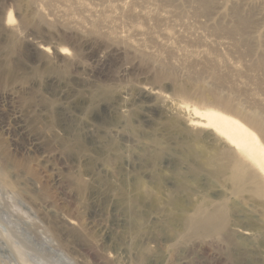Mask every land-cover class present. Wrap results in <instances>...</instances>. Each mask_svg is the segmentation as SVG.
I'll return each mask as SVG.
<instances>
[{"label":"rangeland","instance_id":"1","mask_svg":"<svg viewBox=\"0 0 264 264\" xmlns=\"http://www.w3.org/2000/svg\"><path fill=\"white\" fill-rule=\"evenodd\" d=\"M191 108L264 145V0H0V264H264V182Z\"/></svg>","mask_w":264,"mask_h":264},{"label":"bare ground","instance_id":"2","mask_svg":"<svg viewBox=\"0 0 264 264\" xmlns=\"http://www.w3.org/2000/svg\"><path fill=\"white\" fill-rule=\"evenodd\" d=\"M6 22H14L11 12L7 13ZM41 50L46 51L45 48ZM67 53L66 48H60L57 51L58 56H65ZM191 111L192 119L189 120L188 126L210 130L232 149V153L240 154L242 159L249 163L250 169L253 172L254 170L257 171L264 182V145L253 130L241 121L216 110L191 108ZM250 125L264 137L263 119L258 116L250 117ZM234 177L238 181L237 172L234 173ZM226 226L227 214L224 209L207 213L199 210L187 223L189 231L197 236L221 233ZM242 235H245V237L250 236L247 232H243Z\"/></svg>","mask_w":264,"mask_h":264}]
</instances>
